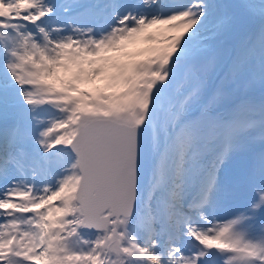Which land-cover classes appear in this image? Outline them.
I'll list each match as a JSON object with an SVG mask.
<instances>
[{
  "label": "snow or ice",
  "instance_id": "6c2138e0",
  "mask_svg": "<svg viewBox=\"0 0 264 264\" xmlns=\"http://www.w3.org/2000/svg\"><path fill=\"white\" fill-rule=\"evenodd\" d=\"M0 264H264V0H0Z\"/></svg>",
  "mask_w": 264,
  "mask_h": 264
},
{
  "label": "rangeland",
  "instance_id": "374dc122",
  "mask_svg": "<svg viewBox=\"0 0 264 264\" xmlns=\"http://www.w3.org/2000/svg\"><path fill=\"white\" fill-rule=\"evenodd\" d=\"M129 51H135V48H130Z\"/></svg>",
  "mask_w": 264,
  "mask_h": 264
}]
</instances>
